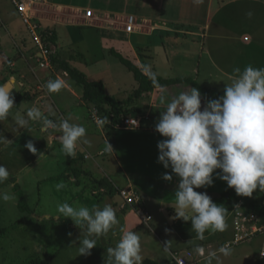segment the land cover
Here are the masks:
<instances>
[{"label":"crops","instance_id":"obj_1","mask_svg":"<svg viewBox=\"0 0 264 264\" xmlns=\"http://www.w3.org/2000/svg\"><path fill=\"white\" fill-rule=\"evenodd\" d=\"M6 5L10 6L7 3H0V9L11 18L10 11L5 10ZM86 11H91L90 17L86 16ZM248 12L252 13L251 18H248ZM32 15L39 24L42 40L51 49V57L68 62L72 67L83 72L89 82H102L107 95L114 97L119 102L126 101L138 88V83L133 76V82H129L130 87H118L120 82H123L129 75L120 77L108 75L110 68L118 65L111 60L106 61V57H113L124 66L119 59L121 57L139 68L145 76L148 75L144 72L143 66L150 64L152 70L157 72L158 77L162 79L182 80V82L190 79L203 88L216 90L220 93L224 92L225 85L231 83L234 68L238 67L243 71L247 65L256 68L264 67V36L261 33L263 30L253 27L257 17H260V20L264 22V0H42L33 6ZM129 17L134 19V31L131 33L125 30ZM230 23L236 27H231ZM2 31L0 28V63L7 65L0 72V84L13 81L19 86L14 98H19L18 106L16 105V108L14 107L12 110L14 113L10 114L6 120L0 121V133L12 141L11 146L0 150V157L1 159H12V161L20 160V165L23 167L17 171L5 165L10 176L8 180L0 184V192L8 187L12 193H17L15 188L18 187L19 192L22 193L20 184H18L19 178L16 179V175L20 174L21 176L22 170L30 173L31 169L27 168L38 159V155H33L24 147L29 140L33 142L37 153L42 152L47 157L53 154L52 156L63 160L83 158L86 161V159H90V157L85 158L86 155H89L86 149L89 144H79L75 156L67 157L62 152V146L57 140L59 132L41 131V121H30L31 130H21L17 135L16 120L21 117L27 118V110L34 105L39 107L45 116L53 120L65 118L63 109L73 111L75 105H84L88 109L92 106L82 100V88L75 85L62 70H57L52 62L50 68H41L38 72L34 69L33 63L38 65L40 55L34 43H27L24 34H28V29L25 25L24 31L15 29V38L7 30L5 34ZM43 32L48 33L46 37H51L54 34L55 42L52 43L48 38L45 40ZM15 51L19 52L20 56L12 59ZM103 64L105 67L102 66ZM124 67L125 70H128L126 66ZM128 73L131 72L128 70ZM131 74L133 75V73ZM56 78L63 79L66 86L60 92L50 94L43 85L48 80ZM107 85L112 86V93L109 92ZM187 87L194 88L190 83L181 82L164 88L168 97L171 98L172 95L178 94ZM160 95V89L156 88L133 99L129 102L127 114V117L141 120L140 131H137L139 128L129 131H137L142 134L140 137L142 140L137 144L138 147L144 149L150 147L146 150H150L151 153V155L147 153V156L151 159L150 165H154L153 176L133 174V171L129 170L125 164L126 156L119 157L113 147V151L100 149L95 155H92L99 158L104 167L106 165L105 168L101 167L95 158L94 165L101 174L95 172L90 165L72 168V172L70 168H67L69 172L61 173L62 177L70 179H68V185L71 183L68 190L70 198L66 201L67 203L75 207L76 204L73 201H80L90 209L93 206L102 208L105 204H109L115 209L118 220V223L106 236L97 239V245L94 250H91L90 255L79 256L75 251L76 243L73 246V264H104V259L107 258V248L115 247L124 231L140 232L142 264L144 261L156 264H175L172 256H183L179 255L178 248L173 246L171 237H167L170 242L168 251H164L163 247L166 244L164 239L168 232H172L175 238L180 240L179 243H183L186 250L193 243L197 244L198 239L195 238L196 235H192V232L182 235L177 227L171 229L172 221L175 225L191 224L190 221L172 219L175 216L172 208L175 205V200L171 203L159 201L154 204V200L149 194L147 195L132 183L134 177L144 179L146 176L154 186H161L160 188L167 193H175V187L179 182V178L176 176H173L171 182L164 181L163 174L166 171L170 173L171 169L166 170L162 164L158 163L157 143L164 137L155 131V124L160 117V111H163L165 107L160 100ZM22 100L24 105L19 107ZM206 101L201 95V110ZM47 105L52 106L56 116H51L47 112ZM71 118V122L81 124L87 129V126L82 124L76 115H71ZM98 130L103 142L106 143L107 140L110 143L112 141L113 136L110 135L112 139L108 140L104 134L106 132L100 127ZM93 132L86 131L85 138L89 143L95 136L92 134ZM79 148L82 150L80 151ZM100 151L102 152L100 153ZM61 175L57 174L56 177L59 178ZM53 176L55 175L48 176V178L51 179ZM154 176L156 179H153ZM121 190H128L136 194L140 202L130 207H121L124 203L120 196ZM205 191L207 190L200 189V192ZM231 192H233L231 196L222 204L228 210L226 223L229 220L235 223L239 211L236 208L237 205L239 206V197L234 189H231ZM222 195L211 196V199L217 200ZM23 198L26 206L24 211L19 209L20 200L16 202L13 198L11 201H2L0 206L7 209L11 203L13 208L19 210V215L23 216L28 212L31 218L37 219V222L52 221L60 225L67 222L72 229V237L77 240L80 234L86 231V226H76L59 212L37 214L34 210L29 209L25 195ZM151 206L153 213L148 211ZM139 208L151 216V221L144 223L140 219L136 211ZM263 210L262 199L259 209L254 212L245 210L246 212L243 213L248 218L257 219L259 223L258 218L262 216ZM22 218H19V221ZM233 222H231L232 227L230 226L229 232L234 231ZM16 224L17 222L11 224L13 230ZM245 225L248 229L250 223L247 221ZM4 229H0V231ZM217 233H220L218 237L227 235V231L215 232V234ZM213 234H205L204 240L213 237ZM210 243L213 241L207 240L208 248L212 247ZM201 245L199 247L203 248L204 245ZM67 251H64L62 256ZM45 254L47 255V252ZM61 261L62 259L57 260L56 264H61Z\"/></svg>","mask_w":264,"mask_h":264},{"label":"clouds","instance_id":"obj_2","mask_svg":"<svg viewBox=\"0 0 264 264\" xmlns=\"http://www.w3.org/2000/svg\"><path fill=\"white\" fill-rule=\"evenodd\" d=\"M247 16L251 18L252 13L248 12ZM143 70L157 84L160 100L165 105L155 131L164 137L157 143L158 163L166 170L171 169L170 173L166 171L163 174L162 179L171 182L173 176L179 178L172 219L190 221L195 238L201 241L206 238L205 232H224L227 208L213 202L206 192L195 189L212 186L215 173L216 178L226 182L238 196L251 197L257 188L264 192V67L247 65L243 71L234 68L231 83L225 85L224 94L207 100L202 110L201 93L197 88L187 87L169 98L166 89L157 83L158 73L152 70V66L144 65ZM14 85L11 80L0 84V121L6 120L14 109ZM65 86L66 82L61 78L48 80L43 85L50 94L60 92ZM46 108L51 116H56L51 105ZM26 117L16 120L17 135L21 130H31L30 121H41V131L60 133L57 140L67 157L75 156L79 144L89 143L85 138L86 128L71 122V117L49 119L35 105L27 110ZM11 145L12 141L0 133V150ZM106 145L108 151H113L107 140ZM24 147L38 155L39 160L47 158L44 153H37L31 140ZM9 176L8 169L0 164V184ZM55 187L59 191L66 184L60 182ZM10 199L9 193L0 192V200L7 202ZM57 211L76 226H86V231L78 238L76 251L79 256L90 255L97 239L106 236L118 223L115 209L109 204L90 209L84 205L73 207L65 202L58 204ZM147 221L151 218L143 222ZM168 245L166 242L163 247L165 252ZM194 251L200 255L204 253L199 246ZM231 254L230 243L226 242L208 254L205 264H220L221 255L228 257ZM106 256L104 264H142L140 232L124 231L116 246L107 248Z\"/></svg>","mask_w":264,"mask_h":264},{"label":"rangeland","instance_id":"obj_3","mask_svg":"<svg viewBox=\"0 0 264 264\" xmlns=\"http://www.w3.org/2000/svg\"><path fill=\"white\" fill-rule=\"evenodd\" d=\"M0 3H7L10 6H5L6 11H10V15H12L11 18L5 14V12L0 9V28L3 30L2 32L5 34L6 30L9 32L10 35H12L13 38L15 34V29L19 31V29L24 31V24L20 22L19 15L14 7V5L11 4L10 0H0ZM14 9V10H13ZM260 17L255 18L253 27L258 30H263L262 36H264V22L260 20ZM237 23V22H236ZM230 26H234L230 23ZM236 27V26H234ZM242 27V26H241ZM134 31V30H133ZM132 31V32H133ZM24 33V32H23ZM260 33V34H261ZM25 38L27 39L28 44H32L33 40L30 36L29 32L28 34H24ZM18 40V38H16ZM18 46V45H17ZM21 49V47H19ZM20 56L19 52L15 51V54L12 56V59L14 57ZM111 60L116 65L113 68H110V72L108 75L112 76H123V75H129L128 78H123L124 81L120 82L118 87H130V81L133 82V75L131 73H128V70H125V67L120 64L115 58L113 57H106V61ZM219 63L223 64L218 60ZM34 64V69L38 72L41 70L38 65ZM6 63H0V72L2 71V68H6ZM96 66V65H95ZM103 67L104 64L102 65ZM78 68V67H77ZM92 68V67H91ZM94 68V67H93ZM2 75V73H1ZM130 77V78H129ZM99 82V81H97ZM109 88V92L112 93L111 85H107ZM19 98V97H18ZM18 98L15 99L14 107L18 106ZM56 101V100H55ZM19 107L24 105L23 100L19 103ZM91 106V105H90ZM16 108V107H15ZM77 109V110H76ZM107 110V109H106ZM63 113L65 118L73 116H77L79 121L87 126L86 131H94L92 134L95 136L92 138V142L88 143L87 146V154L90 155V159H86V161L82 159L78 160H63L58 157L52 156L53 154H50L47 158L37 159L33 165H31L28 170L31 169L30 173L27 171L22 170L23 172L19 175H16V179L19 178V187L23 195H25V198L27 200V205L29 206V209L32 211L34 210L37 214H43V213H57V206L58 204H63L64 202L68 201L70 198V193H68L69 186L68 181L70 180L68 177H62L61 173L69 172L67 168H79L80 166H92L94 168V171L97 173H100L98 171V168H96L94 165V162L96 161V156L93 157L92 155H95L97 150H105L107 151V145L105 142L102 141L101 134L98 130L99 126H97L94 123L93 118H91V108L88 109V107L82 105H75L74 110H66L63 109ZM72 111V112H71ZM71 112V113H70ZM14 113L13 111L11 114ZM141 123V120H140ZM110 127V125H108ZM108 127L103 128L102 130L104 132L108 131ZM136 130V129H135ZM139 128L137 131H140ZM135 132H131L129 130H119L113 132L112 136L113 139L115 137V140H112L109 145L113 147L116 152L118 153L119 157L126 156V166L129 168V170L133 171V174L138 173L137 175L141 176L144 175H152V171L154 170V165H150L151 159L147 156V153H150L149 149L138 147L137 144L140 143L142 140L140 137L142 134ZM107 139L109 140V137L107 133H104ZM81 151L82 149L79 148ZM102 151H100L101 153ZM99 153V154H100ZM84 154V152H82ZM151 155V153H150ZM9 156V155H6ZM147 158V159H146ZM4 159V158H3ZM0 157V164L2 165H8L11 169H16L19 171L20 168L23 166L20 165V160H14L12 159L7 160L4 159V161ZM107 159V157H106ZM150 160V161H149ZM97 162L101 164V167H104L102 164V161H100L99 158H97ZM154 162V161H153ZM152 162V163H153ZM99 164V165H100ZM106 167V165H105ZM104 167V168H105ZM219 170H217L218 172ZM53 176V178H48V176ZM61 175L59 178L56 177V175ZM101 174V173H100ZM67 175V174H66ZM153 176V175H152ZM55 177V178H54ZM156 179L154 176L153 179ZM69 179V180H68ZM145 179V180H144ZM144 179L135 178L132 179V183L135 184L137 188H141L143 192H145L147 195L149 194L151 196V199L155 202H165V203H171L174 201V193L170 192L167 193L165 190L160 188L161 186H154L153 182H150L148 180V177H144ZM141 180V181H139ZM213 185L210 187H203L200 189L207 190L205 191L210 197L211 196H217L230 192L231 188H228L226 182L221 181L220 179L216 178V174H213ZM60 182H64L66 184V187L61 190L56 189V185ZM141 182V183H139ZM114 188V187H113ZM200 189H195V191L200 192ZM3 192L9 193L13 200L18 202L20 200L19 195L16 193H12V190L8 187L3 190ZM235 192V191H234ZM218 194V195H217ZM154 196V197H153ZM234 196V195H233ZM213 197V199H215ZM239 197V211L238 212H246L245 210H253V212L260 208V203L262 202V192L257 188V190L252 194L251 197ZM65 198V200H64ZM212 198V197H211ZM3 200H0V203ZM11 201V199H10ZM76 206L79 207L83 204L80 201H73ZM9 208H4L0 206V229H4L0 231V264H56L57 260H61V264H73V246L77 243V246H79L78 240L75 237L69 236L68 234L72 232V229L70 227V224L66 222L60 224H55L52 221H43V222H37L36 218H31L28 215V212H26L23 216L19 215V210L17 208H13L11 206V203H9ZM151 213H153V207L149 208ZM155 212V211H154ZM175 212V210H174ZM245 214V213H243ZM246 215V214H245ZM23 217V218H22ZM157 217V215H156ZM19 218H22L21 221H19ZM36 219V220H35ZM158 220V217H157ZM255 221V220H254ZM254 221H251L254 223ZM17 224L13 228V223ZM230 221L227 223V228L225 231H227V235L223 236L225 237H218L220 236V233L213 234V237H210L207 240L213 241V243H210L212 247L208 248L207 240H197V244L193 243L189 246V249H185L183 243H179L180 240L175 238L172 232H168L165 235V242H170L167 237H171V242L173 243V246L175 245L178 248L179 255H183L186 257L188 264H205L206 258L209 253L216 251L221 245H223L226 242H232L234 240V235L236 233L234 222L233 227L234 231L229 232V228L231 226ZM251 223V225H253ZM255 227H258V224H254ZM177 227V230L182 235H185V233L188 235L191 232L192 235H196L194 231L191 229V224H173V221L171 223V229H174ZM232 227V226H231ZM7 230V231H6ZM211 232H205V234H210ZM212 236V235H211ZM169 240V241H168ZM261 237L255 236L252 237L249 241H245L240 244H233L232 245V254L228 257L220 256V264H264V258H261L259 256L260 253V247H261ZM75 242V243H74ZM210 242V241H209ZM117 243V242H116ZM204 245L203 249L205 250L203 255H200L194 251V248L197 246ZM179 245V246H177ZM116 246V244H115ZM72 247V249H70ZM175 247V248H176ZM70 251H67L69 250ZM93 248L92 250H94ZM64 251H67L62 256V253ZM76 251V248H75ZM47 252V255L45 254ZM60 253V254H58ZM215 264V262H214Z\"/></svg>","mask_w":264,"mask_h":264},{"label":"trees","instance_id":"obj_4","mask_svg":"<svg viewBox=\"0 0 264 264\" xmlns=\"http://www.w3.org/2000/svg\"><path fill=\"white\" fill-rule=\"evenodd\" d=\"M43 37L45 36L48 38L49 41L52 43L55 42V35L52 34L51 37H46L48 33L43 32ZM120 61L126 66V68L133 73V76L138 83V88L134 90L133 94L123 102L117 101L114 97L107 95L105 92V87L102 82H89L86 79V76L83 72L79 71L78 69L72 67L68 62L66 61H60L54 57H51V62L53 65H55L57 70H62L64 73L67 74V76L72 80L75 85L82 88V100L92 107H96L99 109V111L104 115V118H107V120L112 121V125L108 127L106 125L105 127H108V131L106 132L109 139L110 135L112 136L114 130H130V129H116L114 125H121L122 119L127 117L128 114V105L129 102H131L133 99L139 98L142 96V94L146 92H151L154 89L158 88L157 84L154 83L149 76H145L142 74L141 70L137 68L135 65H133L131 62L119 57ZM190 83L194 88H197L201 95L205 98V100H212L216 99L224 94L220 93L216 90H210L207 88H203L199 86L197 83H195L193 80H185L182 82V80H166L162 79L160 77H157V83L163 87H167L169 85L177 84V83ZM107 109V110H106ZM113 140V139H112ZM17 191L20 202H19V209L24 211L26 210L25 201L23 198V194L19 192L18 187L15 188ZM233 193V192H231ZM230 192L224 193L219 199L213 200V202L217 203L218 205H222L224 202H226L227 198L231 196ZM143 264H156L151 261H144Z\"/></svg>","mask_w":264,"mask_h":264},{"label":"built area","instance_id":"obj_5","mask_svg":"<svg viewBox=\"0 0 264 264\" xmlns=\"http://www.w3.org/2000/svg\"><path fill=\"white\" fill-rule=\"evenodd\" d=\"M11 3L14 5L22 23L27 27L28 32L30 36L32 37L33 43L35 47L37 48L39 52V59H38V65L40 68H50L51 67V56L52 52L51 49L44 43L42 40V37L39 32V24L37 23L35 17L32 15V9L33 6L42 0H10ZM91 11H86V16L90 17ZM133 25H134V19L133 17H129L127 21V25L125 27L126 32L131 33L133 31ZM66 75V73H64ZM91 118H93L94 123L99 126L101 129L105 128L106 125H112L111 120L105 121L104 115L99 111L96 107H91ZM135 121H137V124H135ZM116 129H130L135 130L140 128V119L138 118H130L125 117L122 119V124L120 125H114ZM90 155H86L85 158H89ZM263 195V203H264V192H262ZM120 196L122 197L124 203L121 205V207L126 208L130 207L132 205L138 204L140 202L139 197L131 193L128 190H121ZM137 214L140 217L142 221H144L146 218H151L149 214H147L142 209H137ZM260 222L258 223L257 219H253V217L248 218L245 214L238 212L237 218L234 223L235 227V235L234 240L230 243V246L232 248L233 244H240L245 241H249L252 237L260 236L261 241V247H260V253L259 256L261 258H264V210L262 212V216L258 218ZM255 220V221H254ZM247 221L250 223L249 228H246L245 223ZM251 221H254L252 223ZM148 222V221H147ZM251 223L253 225H251ZM258 224V227H255L254 224ZM175 264H188L186 257L183 256H172Z\"/></svg>","mask_w":264,"mask_h":264},{"label":"water","instance_id":"obj_6","mask_svg":"<svg viewBox=\"0 0 264 264\" xmlns=\"http://www.w3.org/2000/svg\"><path fill=\"white\" fill-rule=\"evenodd\" d=\"M18 90H19V86L18 85H14L12 95L14 96L17 93Z\"/></svg>","mask_w":264,"mask_h":264}]
</instances>
